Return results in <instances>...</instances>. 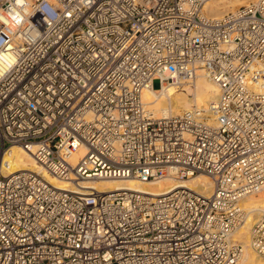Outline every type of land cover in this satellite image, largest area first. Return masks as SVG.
I'll list each match as a JSON object with an SVG mask.
<instances>
[{
  "label": "built area",
  "instance_id": "built-area-1",
  "mask_svg": "<svg viewBox=\"0 0 264 264\" xmlns=\"http://www.w3.org/2000/svg\"><path fill=\"white\" fill-rule=\"evenodd\" d=\"M208 1L24 0L19 26L0 22V52L16 56L0 75V165L23 147L70 186L0 167V264L240 260L239 200L264 188V0L215 19ZM14 3L0 0V15ZM199 71L218 88L205 107L155 116L142 102L144 89ZM170 174L207 175L211 193L80 187ZM249 244L264 259V206Z\"/></svg>",
  "mask_w": 264,
  "mask_h": 264
},
{
  "label": "bare ground",
  "instance_id": "bare-ground-1",
  "mask_svg": "<svg viewBox=\"0 0 264 264\" xmlns=\"http://www.w3.org/2000/svg\"><path fill=\"white\" fill-rule=\"evenodd\" d=\"M250 0H211L208 1L204 9L207 14L217 18L226 15L233 11L235 7L243 6ZM227 10V11H226ZM223 12V13H222ZM177 81H167L163 83L161 89H144L141 93L142 102L147 109L152 111L155 116L163 115H180L185 110L191 108L192 103L197 108H203L216 98L218 94L217 86L210 81L204 74H196L193 79L182 81L184 88L179 92L176 90ZM191 83V84H190ZM190 84L192 86L189 90ZM192 95L193 97H189ZM207 124H213V120L208 118ZM84 152L74 153L71 156L72 164L75 165L78 158ZM1 173L4 175L10 174L19 170H33L40 173L44 179L59 189H66L69 183L62 181L45 171L37 162L34 161L31 152L19 146H12L4 151L1 160ZM178 183L181 186L193 188L202 195H209L212 190L211 179L204 174H196L189 176L186 180L177 181L173 175H168L158 181L141 182L133 178L128 179H89L80 182L82 188H94L99 191H110L120 189H136L151 195H161L173 188L177 187ZM85 190V189H83ZM257 189L255 191L258 192ZM254 191V193H255ZM253 194V193H251ZM256 197L245 195L240 200V206L246 210V218L242 225L236 231V236L242 241L244 251L240 260L236 264H264L260 256L255 254L249 244V229L253 220L258 216L261 208L264 206V191L257 193Z\"/></svg>",
  "mask_w": 264,
  "mask_h": 264
},
{
  "label": "clouds",
  "instance_id": "clouds-1",
  "mask_svg": "<svg viewBox=\"0 0 264 264\" xmlns=\"http://www.w3.org/2000/svg\"><path fill=\"white\" fill-rule=\"evenodd\" d=\"M25 15H27V8L24 7V0H15L14 5H10L7 16L0 15V22L19 26ZM15 61L16 56L13 52H0V75L11 69Z\"/></svg>",
  "mask_w": 264,
  "mask_h": 264
},
{
  "label": "rangeland",
  "instance_id": "rangeland-1",
  "mask_svg": "<svg viewBox=\"0 0 264 264\" xmlns=\"http://www.w3.org/2000/svg\"><path fill=\"white\" fill-rule=\"evenodd\" d=\"M210 1H211V0H210ZM215 1H218V0H215ZM251 1H253V0H250V1H248V2H251ZM248 2H247V3H248ZM247 3H246V4H247ZM238 7H240V6H238ZM238 7H235V9L238 8ZM226 11H227V10H226ZM222 13H223V12H222ZM197 74H203V73H202L201 71H199V72H197ZM182 81H183V82H186V80H180L179 83L176 85V90L179 91V92L184 88V85H182ZM190 84H191V83H190ZM190 84H187V86H189V87H188L189 90H191V88H192V86H190ZM152 85H153L154 88H157V87L159 86V80H158V79H154L153 82H152ZM189 97H193V96L190 95ZM194 106H195V105L192 103L191 108L194 107ZM195 175H196V174H195ZM185 180H186V179H185ZM260 191H264V188L258 190V192H260ZM258 192L256 191L255 193L253 192V194L250 193L249 195H252L253 197H256V196L258 195V194H257ZM253 221H254V220H253ZM252 223H253V222H252ZM255 254H256V253H255ZM260 258H261L262 261L264 262V259H263L262 257H260Z\"/></svg>",
  "mask_w": 264,
  "mask_h": 264
}]
</instances>
